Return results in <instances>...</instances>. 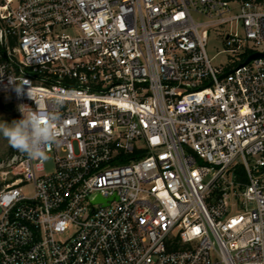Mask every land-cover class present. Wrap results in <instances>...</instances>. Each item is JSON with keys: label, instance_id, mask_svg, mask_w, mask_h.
Listing matches in <instances>:
<instances>
[{"label": "built area", "instance_id": "2783aa9c", "mask_svg": "<svg viewBox=\"0 0 264 264\" xmlns=\"http://www.w3.org/2000/svg\"><path fill=\"white\" fill-rule=\"evenodd\" d=\"M254 53L264 0H0V94L59 115L53 171L2 173L0 264H264Z\"/></svg>", "mask_w": 264, "mask_h": 264}, {"label": "clouds", "instance_id": "9594fccd", "mask_svg": "<svg viewBox=\"0 0 264 264\" xmlns=\"http://www.w3.org/2000/svg\"><path fill=\"white\" fill-rule=\"evenodd\" d=\"M22 94V87H17ZM28 96L33 100L31 93ZM59 103V101H57ZM21 105L22 118L11 123L0 121V136L18 152L25 154L30 160L45 161L48 150L58 142L59 131L55 127L59 119L56 111H40Z\"/></svg>", "mask_w": 264, "mask_h": 264}, {"label": "rangeland", "instance_id": "374dc122", "mask_svg": "<svg viewBox=\"0 0 264 264\" xmlns=\"http://www.w3.org/2000/svg\"><path fill=\"white\" fill-rule=\"evenodd\" d=\"M195 18L199 21H205L207 18L204 15L195 13ZM210 38L208 42V53L210 57L213 58L214 64L217 66L224 67H234L237 63V57L226 52L225 49L227 46L223 41H221L219 33L225 32V26L219 28H211ZM13 104L14 107L11 108L10 105ZM13 120H19L16 104L10 93L0 94V121H6L11 123ZM22 153L13 149L7 142V140L0 136V188L4 185L5 180L3 179L2 173L10 170V175L13 176L14 172L17 171V164L19 163ZM55 167L54 161L52 158L48 157L45 160V172L50 173Z\"/></svg>", "mask_w": 264, "mask_h": 264}, {"label": "water", "instance_id": "95a60500", "mask_svg": "<svg viewBox=\"0 0 264 264\" xmlns=\"http://www.w3.org/2000/svg\"><path fill=\"white\" fill-rule=\"evenodd\" d=\"M262 56H264V54H261V53H254L253 55H251L250 57H248V58L246 59L245 63H248V62H250L251 60H253V59H255V58L262 57ZM100 200H101V197L98 196V197L96 198L95 201H100Z\"/></svg>", "mask_w": 264, "mask_h": 264}, {"label": "trees", "instance_id": "16d2710c", "mask_svg": "<svg viewBox=\"0 0 264 264\" xmlns=\"http://www.w3.org/2000/svg\"><path fill=\"white\" fill-rule=\"evenodd\" d=\"M10 107H11V108H9V109H12V107H14L13 104H11Z\"/></svg>", "mask_w": 264, "mask_h": 264}]
</instances>
